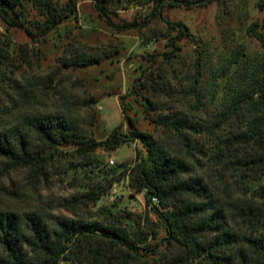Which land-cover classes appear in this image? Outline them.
I'll return each instance as SVG.
<instances>
[{
  "label": "trees",
  "instance_id": "1",
  "mask_svg": "<svg viewBox=\"0 0 264 264\" xmlns=\"http://www.w3.org/2000/svg\"><path fill=\"white\" fill-rule=\"evenodd\" d=\"M116 1L92 0L108 26L117 31L149 26L148 19L114 21L110 6ZM256 2L264 14V0ZM154 9L163 19L164 6L156 3ZM76 14V0H0V20L6 28L32 38L63 37ZM164 22L167 50L162 62L168 64L179 58V43L192 35L180 21ZM246 32L260 50L237 44L210 70L215 89L209 102L215 110L208 118L198 115L204 103L195 90L203 83L200 51L190 76L195 96L192 110L182 109L184 92L172 90L163 74L149 86L140 84L149 91L142 103L145 114H152V123L174 139L172 147L139 130L136 120L128 116L125 131L114 128L96 141L77 116L59 111L13 116L10 111L13 117L4 119L0 112V180L11 170H29L43 177L54 159L70 156L82 161L74 164V170L84 172L85 183L80 194L65 200L67 210L86 201L96 203L114 182L127 177L157 219V224L149 221L138 230L130 213L120 215L131 220L129 224L119 220L112 206L102 209V220L0 209V264H264V15L252 21ZM103 59L72 53L62 65L70 69ZM4 77L1 71L0 84ZM23 93H17L16 105L27 98ZM133 94L137 99L140 93ZM172 96L179 98V107L169 105ZM135 141L144 156L136 151L132 166L109 169L110 180L101 185L105 173L99 169L98 150L111 152ZM202 166L208 175L194 173Z\"/></svg>",
  "mask_w": 264,
  "mask_h": 264
},
{
  "label": "rangeland",
  "instance_id": "2",
  "mask_svg": "<svg viewBox=\"0 0 264 264\" xmlns=\"http://www.w3.org/2000/svg\"><path fill=\"white\" fill-rule=\"evenodd\" d=\"M193 1L192 4L177 0L116 1L110 6L114 21H149V26L143 29L117 31L97 15L92 0H76V19L66 24L63 37L49 34L45 38H32L21 30L6 28L0 20V72L5 74L4 83L0 84L2 117L11 119L22 112L59 111L77 116L92 139L98 141L114 128L121 127L125 131L128 116L136 120L139 130L151 133L164 145L172 147L174 139L152 123L149 116L152 114H145L142 103L149 91L140 84L149 86L150 82L159 81L163 74L172 90L184 92L182 109L192 110L195 96L190 76L200 51L203 83L200 82L195 90L199 91L204 103V111L198 115L208 118L209 112L215 110V105L209 102L215 89L210 82V70H214L219 59L237 44L246 43L250 51L260 50L258 42L246 32L252 21H259L264 15L258 10L256 0ZM156 3L164 6L163 19L154 9ZM170 3L178 6H170ZM164 20L184 23L192 35L179 43V58L168 64L162 62L167 50L162 39L166 31ZM72 53L97 54L104 59L99 64L66 69L62 60ZM135 90L140 93L137 99L132 96ZM24 91L27 98L16 105L17 93ZM178 99L172 96L169 105L179 107ZM136 151L138 156H144V149L136 141L111 152L98 150L102 156L99 169L105 173L101 185L110 180L109 169L120 164L132 166L137 159ZM199 161L203 163L204 158ZM75 163L82 161L70 156L54 159L43 177H36L29 170L9 171L0 180V209L19 213L32 210L68 217L77 214L85 219L102 220V209L112 206L119 220L125 213L132 215L136 222L133 228L144 230L149 221L157 224L143 193L135 192L127 177L114 182L96 203L86 201L73 211L67 210L63 203L72 195L80 194L85 183L82 182L85 174L82 170H74ZM201 172L208 175L203 166L194 169V173ZM124 220L127 221L121 219Z\"/></svg>",
  "mask_w": 264,
  "mask_h": 264
},
{
  "label": "built area",
  "instance_id": "3",
  "mask_svg": "<svg viewBox=\"0 0 264 264\" xmlns=\"http://www.w3.org/2000/svg\"><path fill=\"white\" fill-rule=\"evenodd\" d=\"M154 203H157V199L156 198H152Z\"/></svg>",
  "mask_w": 264,
  "mask_h": 264
}]
</instances>
